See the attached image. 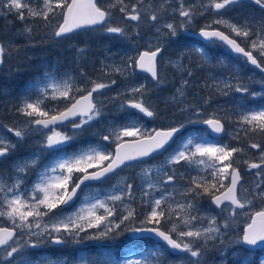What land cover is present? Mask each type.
<instances>
[{"label": "snow or ice", "instance_id": "snow-or-ice-1", "mask_svg": "<svg viewBox=\"0 0 264 264\" xmlns=\"http://www.w3.org/2000/svg\"><path fill=\"white\" fill-rule=\"evenodd\" d=\"M237 6L254 7L258 14L225 15ZM0 14L5 19L15 16L22 24L19 34L28 38L38 26L50 28L45 36L57 40L86 29L132 46L119 62L114 60L116 54L106 55L98 68L92 64L91 71L84 66L87 48H77L76 68L60 71L46 66L19 105L10 109L15 123L0 122V129L15 137L0 133V163L7 164L28 136L43 137L36 151L0 167V264H69L66 259L33 260L25 249L48 242L65 244L72 237L79 242L88 229L99 230L88 239L111 238L137 220L142 227L129 226L125 231L154 234L172 254H183L179 264H207L205 257L215 247L210 242L223 244L225 230L240 216L246 223L234 242L249 246L242 250L246 264H257L248 255L252 248L264 247V105L250 108L241 100L231 110L217 107L208 112V108L216 95L255 98L262 93L250 92L238 71L229 72L226 78L222 74L219 79L198 77L203 65L186 63L183 52L176 59L166 57L164 40H174L198 17L211 14L213 19L194 34L210 44L222 43L264 73V0H0ZM12 50L11 42L0 39V64ZM195 52L208 62L204 48ZM137 70L147 74L146 82H139ZM117 75L121 80L114 78ZM165 87L171 91L162 98L166 108L161 112L152 96ZM109 105L125 113L123 122L106 121ZM169 108L173 116L179 112L189 117V124L206 125L218 134L225 132L226 125H235L232 139L241 141L242 133L249 143H209L203 131L185 138L184 123L150 130L142 123L145 117L163 121ZM94 125H99L93 133L99 139L95 143L80 139ZM253 135L259 139L251 141ZM248 149L258 154L256 160L247 158ZM165 152L168 155L158 165L148 163ZM135 168L139 172L120 175ZM245 175H254L251 186H246ZM112 179L116 182L101 199L90 182ZM86 189L90 194L66 215L61 206L71 207ZM205 196L219 210L217 214L201 213ZM137 199L141 213L132 207ZM164 252L160 248L140 253L141 259L119 261L109 251L91 264H162ZM77 264L88 261L81 258ZM258 264H264V258Z\"/></svg>", "mask_w": 264, "mask_h": 264}, {"label": "rangeland", "instance_id": "rangeland-1", "mask_svg": "<svg viewBox=\"0 0 264 264\" xmlns=\"http://www.w3.org/2000/svg\"><path fill=\"white\" fill-rule=\"evenodd\" d=\"M190 2V0H189ZM254 7H244L243 9H241L239 6L234 7L232 9H230L227 13H225V15L227 14L229 17L235 18L238 16H243V15H247L249 12H257L258 14V10H254ZM11 17H15V16H9ZM5 19L3 17L2 14H0V26L2 27V30L0 31V34H2V39L4 41H6L5 36H8L9 39L8 42H11L9 40H17L18 39H22L24 41H28L30 38L24 36V35H20L19 34V30L22 28V24L19 20L17 19H10V18ZM16 18V17H15ZM200 19V17L197 18L196 22ZM202 21H205V17L202 18ZM37 25H42V21H36ZM7 25V29L6 30H10V32H7L6 30H4L5 26ZM195 25L192 24L193 27ZM51 29L50 28H44L42 26H38V27H34L33 32H38L40 34V36H42L43 38L46 39H41L39 41V44L33 48L32 50L29 51V53H26L27 56H31L32 57V63L35 68L38 70L39 75L41 76L45 67L47 66L48 68H51L53 66H56L60 69V71H70L74 68L77 67V64L73 63V60L76 56V49L80 48L78 47L75 43L76 42H80L82 41L83 44H87L86 48H87V60L84 61V66L87 67L89 69V71H91L92 68V64L95 63L96 67H99V62L106 56V55H110V54H116L114 56V60L116 62H119L120 57L122 55H124L126 52H131L132 50V46L128 45L125 40H122L120 38H115L109 41V39H107L106 35L101 33V32H97V33H90L88 35H84L83 37L81 35L77 36L79 37V41H77L75 38H71V36L69 38L66 39H61V40H57L59 41L58 43H56V45L51 44L48 41V37L45 36V33L50 32ZM6 32V33H5ZM185 37L179 35L177 38H175L174 40L172 38H168L164 40V44L167 47V52L165 53L166 57H171L172 59H176L177 56L179 55V53L183 52L186 54L187 58L185 60V62H189L191 61L192 63H199L202 64L204 67V70L202 72H198L197 75L200 78H206V77H216L217 79L221 78V74L224 78H226L227 76H224L223 73L227 74L229 72L232 71H238L240 73V76L242 78V81L245 82L248 87H249V91L250 92H257V93H262L261 95H258L257 97L253 98L251 96H245L246 98H248V101H246L248 103V106L250 108H254V107H259L260 105H264V86H262L261 84V80L264 79V77L262 78H257L256 74L253 72H246V71H242L241 69H238L236 67V69H233L232 65L230 62L224 63L222 64V66L218 65L217 63L214 62L213 58H209L211 56H209V54H207V63L205 62V58L199 56V54H197L195 52V49L198 47H195L191 44H185L184 43L186 41H184ZM43 41V42H41ZM180 41V44H179ZM107 42V43H106ZM98 43H103V44H98ZM211 48L213 49H221L223 52H227L225 49L223 48H219L218 46H215L214 44L209 45ZM215 46V47H213ZM250 46V43H249ZM111 50V52L109 53L108 50ZM19 54L14 53V55ZM21 54H25V52H21L20 51V55ZM13 55V54H12ZM11 56V54L9 55V58H13L14 57ZM27 60V59H26ZM31 60V59H30ZM30 60H27L28 62ZM227 60H223V62H225ZM215 65L217 68H219L220 70V75H215L214 71L212 70L213 68H215ZM62 66H64V69L61 70ZM222 68V70H221ZM98 73H96L97 75ZM138 76V80L139 82H146L145 81V76L144 75H139ZM114 78H116L118 81L121 80V77H119L118 75L115 76ZM149 81V80H148ZM209 84L213 83V80L211 78H208L207 81ZM255 86V88H259L257 91H251L250 89ZM115 90V87H114ZM171 91L170 87H165L164 90L162 92L159 93V95H153L152 96V102L154 104L158 103V108L161 112L165 111V104L162 102V98L169 95ZM207 90H205V94H206ZM9 93V92H8ZM16 93H10V94H3L6 97L2 98L0 101L2 104V108L0 109V120L2 123L4 124H14L15 121L12 118V113L10 111V109H12V107L14 105H19V103L21 102V99L23 98V96L19 95H15ZM112 94V93H109ZM233 93L232 95H230L229 97H222L219 95H216L214 97V102L212 104V106L210 108H208V112H212L214 110L217 109V107H221V108H227L229 110L234 109L237 107V104L242 100V97L236 96L234 97ZM34 95V94H33ZM191 95H190V99H191ZM198 99V97H197ZM108 115L105 118L106 121L111 119V120H117L120 122H123V118L125 113H120L117 112L116 108H114L113 106L109 105L108 106ZM127 112L131 113L134 112L131 109H127ZM173 110L171 108L168 109V111L166 112V118L161 121L160 119L157 120H150L149 118H143L142 123L144 124V126L147 129H153L156 127H167L169 126V124H172L174 126H178L179 123H184L185 126L187 127V131H185L183 133V137H187L189 135H197L194 132V128L191 127V124H189L188 121V116H181L179 114V112H176L175 115L173 116ZM223 113H218V115H222ZM19 119H23L22 117ZM235 119V117H234ZM98 126L99 125H95ZM235 129V125H226V131L224 133L223 139L221 141H219V143H230L234 146H240V144H242V142L244 143L243 145L246 146L245 142L247 141V139L243 138V134L241 133V141H236L234 139H232V136L235 135L234 132ZM70 130V126L68 129H65V131H69ZM0 133H3L5 135L10 136L13 140H15V137L12 136V134L7 133L6 129H0ZM205 133V132H204ZM51 134V133H48ZM255 136V135H254ZM96 137V136H95ZM97 140L99 139V137H96ZM251 138V137H250ZM256 138V136H255ZM43 139V137L38 136V135H31L28 136L25 141L23 143H21V145L19 146H23L26 148V150L28 151V153L23 157H27L31 152L36 151L39 147L38 145V141ZM181 139V137L177 140L179 141ZM95 143V142H93ZM209 143H213V142H209ZM114 147V146H113ZM249 150V151H248ZM247 150V156L252 159V160H256L258 154L256 153L255 155H253V150L248 149ZM69 151H71V149H69ZM169 151H171V149H169ZM168 153L165 152L164 155L159 156L158 159L152 160V161H148L149 164L152 165H158L160 162H162L164 160V157L167 156ZM15 155H13L12 157H14ZM10 158L7 162L8 166L11 164L12 160L14 159H18V157H14V158ZM22 159V158H19ZM2 164V163H0ZM6 164V165H7ZM139 168H135L133 169H126L123 172L120 173L121 176H128L129 174H134L136 172H139ZM183 170V169H181ZM255 172V170H253V173ZM192 175H196V172L193 171L191 173ZM34 177H30V180L33 179ZM255 177L254 175H247L246 176V181L245 184L246 186H251L253 184ZM115 179H112L110 181H107L105 184H103L102 186H99L98 188H93L92 190H95L94 192H98L100 194V198L102 199L104 197V194L110 190L111 185L113 183H115ZM140 181L137 180V183H139ZM89 190H85L84 192H82L81 194V198L80 200L74 204V207L71 208V210L65 211V214H69L73 211H75L81 204V202L84 200V196L85 195H89ZM204 199H206L207 197H203ZM176 199H180L179 196L176 197ZM204 199L201 200L202 203V207L200 209L201 213H205V212H210V214L215 215L217 214L219 211H216L212 208V206L209 203V198H208V202L207 204L204 203ZM132 207H135L137 209L138 213H141V211H143L142 206L139 203V199H137L136 202H134V204L132 205ZM139 210V211H138ZM99 212L102 214L103 213V209H100ZM126 214V213H125ZM140 218L142 219V215L140 216ZM6 223V221H5ZM246 223V218L243 216L237 217L236 221L234 223L231 224V226L229 227V229L225 230V236H224V243L221 244L219 240L216 241H212L210 242V245L215 244L214 248L210 247V250L207 254V256L205 257V259L207 260V264H246V261H243L241 259V257L244 255V252H242L243 248L241 247V244H236L235 238L238 235H242V230L245 226ZM98 229H88L87 230V235L85 233H81V237L83 239L84 242H91L92 244H99L102 245L103 242H100V240L104 239H88V236H92L94 234H98ZM35 239V238H33ZM72 242V239L75 241V243H79L82 239L79 240V242H77L75 237L69 238ZM69 239L67 240V244H70ZM54 246L55 244H52L50 242L45 243L43 245H41L39 248L36 249H32V248H27L25 249V254L30 257L31 259H33L32 257H36L35 253H37L36 251H38L39 253L42 252L44 249L46 250L48 248V246ZM72 246V245H71ZM73 248H75L73 246ZM181 256L178 257H173L171 258L169 261L166 262V264H172L173 261L177 262V264H179V260H180ZM49 258L48 256L44 255L42 257V259H47ZM83 258L84 260L88 261V264H91V262L93 261L91 257H89V255H87L85 252L84 253H80L77 252L74 257L70 260H67L69 262V264H77V262ZM104 258V257H103ZM103 258H98L96 261H99ZM264 258V256L261 257H256L253 256L252 254L248 255V260H256L257 264H258V260ZM54 259H64L61 257L58 258H54ZM128 259H141V256H134V257H130ZM35 260V259H33ZM125 260V259H123ZM123 260H119V261H123Z\"/></svg>", "mask_w": 264, "mask_h": 264}, {"label": "trees", "instance_id": "trees-1", "mask_svg": "<svg viewBox=\"0 0 264 264\" xmlns=\"http://www.w3.org/2000/svg\"><path fill=\"white\" fill-rule=\"evenodd\" d=\"M10 19H16V18L11 17ZM0 23H1V20H0ZM6 29H7V25L5 26L4 30H6ZM1 30H2V27L0 26V31ZM6 31L10 32V30H6ZM90 33H97V32H94V31L85 32L81 36L83 37L84 35H88ZM77 36H79V35L72 36L70 39L75 38L77 41H79L80 38ZM2 37H3L2 34H0V39H2ZM106 38L109 39V41L112 40V38H110L108 36ZM5 39H6V42H8L7 39H9V37L5 36ZM41 39H46V38H43L42 36H40V34L38 32H33V36L28 41H24V40L18 39V38H17V40H9V41H11V43L15 49V50H12L10 52L11 56H13L14 53H17V52L19 54L14 55V57L12 59L9 58L10 54L5 55L4 65H3V68L0 70V100L2 98H5L6 97L5 95L13 93V92H15L16 93L15 95H17V96L25 95L26 89L28 88V86L33 81H35L36 79H38L40 77L38 70L35 68V66L33 64H31L32 63V57L30 55L27 56L26 53H29L30 50L35 48L39 44V41ZM48 41L54 45H56V43L59 42V41L55 40L54 38H48ZM125 42L128 45H131L128 41L125 40ZM132 43H138V42L133 41ZM75 44L78 47H86L87 46V44H83L82 41L76 42ZM98 44H103V43H98ZM20 51L23 53L25 52V54L20 55ZM26 59L27 60L31 59V60L28 62ZM62 69H64V66H62L61 70ZM92 74L96 75V73H92ZM3 94H5V95H3ZM2 104L3 103H1V101H0V109L2 108ZM97 128H98V126L94 125L92 128L88 129L81 136L80 139L89 140V141L94 140L95 138H94L93 133L97 130ZM258 139H259V137L256 136V138H255L254 135L251 136V138H250L251 141H256ZM248 143H249V140L247 139L245 144L247 145ZM242 144H244V143L242 142ZM255 154H256L255 150H253V155H255ZM154 247H155L156 251H158L160 248H163L165 250L164 255L161 258L162 264L169 261V258L172 257L162 245L155 243ZM139 253H140V251H139Z\"/></svg>", "mask_w": 264, "mask_h": 264}, {"label": "flooded vegetation", "instance_id": "flooded-vegetation-1", "mask_svg": "<svg viewBox=\"0 0 264 264\" xmlns=\"http://www.w3.org/2000/svg\"><path fill=\"white\" fill-rule=\"evenodd\" d=\"M213 19L212 15L207 16L206 18V22H210ZM197 47L201 48L199 44H195ZM215 46H218L219 48H223L221 45H219L218 43L214 44ZM213 46V47H215ZM224 49V48H223ZM226 50V49H225ZM227 52H224L226 57L228 59H233L230 61H235V59H238L241 63H245V59L243 57H241L240 55H234L233 53L231 54L228 50H226ZM216 53L218 56H221L222 53L219 52V49L217 48ZM213 56L209 57V58H215L217 59V56L213 53H211ZM223 64L226 63L222 62ZM215 73V75H220V70L219 68L216 67L212 69ZM222 70V68H221ZM246 69L243 68V71H245ZM224 76H227V74L223 73ZM230 98V97H229ZM22 150L21 146H17L16 151L14 152V154H20V151ZM243 167V165H242ZM246 176L244 177V182L246 181ZM98 184V183H95ZM95 191V190H93ZM82 194V193H81ZM81 194L78 198H76L75 203H77L80 198H81ZM74 203V204H75ZM74 204L71 207H65V206H61L62 208H64V212L71 210V208L74 207ZM134 203H132L133 205ZM260 205L257 204V208H259ZM55 211V210H54ZM142 227V225H140L139 220H137L135 223H131V224H126L124 226L121 227L120 229V235L118 236H114V238L112 240H109L108 244H103L101 248H95V249H91L89 248V250L91 251V254L93 255H97L99 256V258H103L104 256H106L108 254V252H111L112 257L114 258H118V259H122L124 257H127L128 255H138L139 251L141 253H149L155 250L154 245L155 242L152 238H147V237H143V238H134L131 236V232L125 231L126 227ZM68 244H60L57 245V247L62 248L63 252L67 253L68 250H70V248L67 246ZM71 245L73 246V244L71 243ZM245 249V248H244ZM61 250V249H60ZM66 250V251H64ZM94 250V251H93ZM74 251V249H73ZM87 252V251H86ZM88 253V252H87ZM251 254L253 256L256 257H261L264 256V248H259V249H254L251 250Z\"/></svg>", "mask_w": 264, "mask_h": 264}, {"label": "water", "instance_id": "water-1", "mask_svg": "<svg viewBox=\"0 0 264 264\" xmlns=\"http://www.w3.org/2000/svg\"><path fill=\"white\" fill-rule=\"evenodd\" d=\"M83 30H86V29H82V30H78V31H76L75 33H77V32H80V31H83ZM199 32V31H198ZM198 32H188V31H183V33L184 34H186V35H188V36H191V37H194V38H197V39H200V40H202V41H204L201 37H199L198 35H195L194 33H198ZM204 42H207V41H204ZM234 53V52H233ZM3 64H0V68H1V66H2ZM251 66V65H250ZM251 67H253V68H255L254 66H251ZM259 71V70H258ZM137 72L138 73H140V74H143V75H146L147 76V74L146 73H141V72H139L138 70H137ZM260 72V71H259ZM261 73V72H260ZM262 74H264V73H262ZM201 126H203V127H206V128H208L206 125H203V124H200ZM208 130H209V133H210V135L211 136H213V137H215V138H219V137H221L222 136V134L223 133H215V132H213L210 128H208ZM145 159H148V158H145ZM90 183H94V182H90ZM214 206V205H213ZM215 207V206H214ZM132 236L134 237V238H142V237H151V238H153V239H155L156 241H159V242H161V243H163V244H165L166 245V242H164V241H162V240H160L158 237H156L154 234H146V233H132ZM243 245V244H242ZM167 246V245H166ZM244 247H246V248H249V246H247V245H243ZM168 247V246H167ZM256 248H261L260 246H257V247H254V248H252V249H256ZM171 252H172V250H170ZM176 254H180V253H176Z\"/></svg>", "mask_w": 264, "mask_h": 264}]
</instances>
